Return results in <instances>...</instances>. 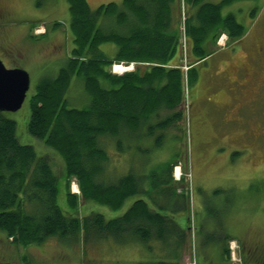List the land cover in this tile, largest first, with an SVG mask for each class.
Returning <instances> with one entry per match:
<instances>
[{
  "label": "trees",
  "instance_id": "1",
  "mask_svg": "<svg viewBox=\"0 0 264 264\" xmlns=\"http://www.w3.org/2000/svg\"><path fill=\"white\" fill-rule=\"evenodd\" d=\"M234 1L239 0H121L91 8L88 0H66L73 45L58 73L41 78L29 97L26 124L30 135L61 158L62 190L50 158L20 142L16 121L0 112V231L13 244H41L49 237L77 242L80 236L84 242L91 229L102 237H170L177 247L185 244L189 226L181 228L168 212L180 209L187 197L164 185L171 184L177 155L139 176L134 153L146 156L144 139L160 132V145L166 130L183 119L184 80L188 85L195 80L196 66L212 54L209 46L223 33L230 41L245 35L234 13L222 14ZM103 42L116 46L114 55L103 52ZM176 52L178 64H171ZM115 63L135 68L113 73ZM73 77L83 81L89 95L83 108L67 102ZM119 156H126V170L112 173V160ZM74 179L79 194L70 190ZM132 197L122 216L110 220L94 211L81 213V202L117 210ZM227 239L221 248L230 260Z\"/></svg>",
  "mask_w": 264,
  "mask_h": 264
},
{
  "label": "rangeland",
  "instance_id": "2",
  "mask_svg": "<svg viewBox=\"0 0 264 264\" xmlns=\"http://www.w3.org/2000/svg\"><path fill=\"white\" fill-rule=\"evenodd\" d=\"M112 1L121 0H88V4L96 8ZM41 2L37 5L36 0H0V59L6 67L18 66L30 74V87L22 106L6 115L16 121L20 142L33 145L38 156L50 158L62 190L61 158L43 141L30 135L26 127L30 117L29 97L36 91L41 78L58 73L73 45L66 0ZM253 11L255 19L251 18ZM227 13H234L245 26V35L230 41L223 34L217 45L209 46L211 52L215 51L213 57L198 63L195 80H190V85L184 80L183 119L166 130L160 145L156 143L160 132L145 138L146 156L139 151L134 153V171L139 176L148 175L156 169L157 163L177 155L171 184L164 185L183 190L187 197L180 209L168 212L181 228L189 226L185 244L177 247L170 237L145 241L129 234L119 236L121 238L102 237L91 229L84 242L81 236L77 242L49 237L41 244L23 246L13 244L0 231V264L264 263V145L258 125L261 116L264 121V81L255 93L259 98L245 104L236 79L213 73L218 61L224 59L234 64L228 70L236 65H249L254 70L264 67V0L234 1L222 7V14ZM100 47L110 57L115 54L116 46L112 43L103 42ZM186 62L183 54L184 74L189 69ZM114 66L110 67L111 71L119 73L114 71ZM124 66L135 68L131 64ZM139 67L145 70L143 65ZM67 99L69 107L83 108L89 103L82 80L72 78ZM112 164L115 166L112 173L124 172L126 156L114 158ZM70 190L75 194L80 192L75 179L70 181ZM135 199L126 200L117 210L92 201L81 202V213L86 216L94 211L110 220L122 216ZM225 237L228 238L230 260L222 253L221 243Z\"/></svg>",
  "mask_w": 264,
  "mask_h": 264
},
{
  "label": "water",
  "instance_id": "3",
  "mask_svg": "<svg viewBox=\"0 0 264 264\" xmlns=\"http://www.w3.org/2000/svg\"><path fill=\"white\" fill-rule=\"evenodd\" d=\"M29 87V72L18 66L8 68L0 59V112L19 110Z\"/></svg>",
  "mask_w": 264,
  "mask_h": 264
},
{
  "label": "flooded vegetation",
  "instance_id": "4",
  "mask_svg": "<svg viewBox=\"0 0 264 264\" xmlns=\"http://www.w3.org/2000/svg\"><path fill=\"white\" fill-rule=\"evenodd\" d=\"M235 69L237 76L236 80L238 81V84H240L238 88L242 90V95L245 98L243 100H245V104L252 103L254 99L258 98L255 93L256 91L259 92V85L262 81H264V67L254 70V68L250 67L249 65H236L234 71ZM213 73L222 76H225L226 74L228 76V72L226 70L219 73L214 71Z\"/></svg>",
  "mask_w": 264,
  "mask_h": 264
},
{
  "label": "crops",
  "instance_id": "5",
  "mask_svg": "<svg viewBox=\"0 0 264 264\" xmlns=\"http://www.w3.org/2000/svg\"><path fill=\"white\" fill-rule=\"evenodd\" d=\"M224 35H225V33H223ZM223 36V35H222ZM215 51H213L212 52V54L214 53ZM211 54V55H212ZM176 56L173 58V59H171V61H170V63L171 64H178V57H179V54H178V52H176V54H175ZM210 55V56H211ZM210 56H208L204 61L206 62V61H208L210 58H212L213 57V55L210 57ZM219 62V65H215V67H214V71H216V72H223V71H227L228 73V76L230 75L233 79H237V76H236V69H235V71H234V68H233V70H228V68L230 67H234V64L229 60V59H224V60H221V61H218ZM199 63H202V62H199ZM260 96V95H259ZM259 96H258V98H259ZM258 98H256V99H258ZM264 112V111H263ZM250 123V122H249ZM252 121H251V125H252ZM258 125H259V127H261V130H262V138L264 139V121H263V118H262V116L260 117V121H259V123H258ZM263 139H262V144L264 145V142H263Z\"/></svg>",
  "mask_w": 264,
  "mask_h": 264
},
{
  "label": "bare ground",
  "instance_id": "6",
  "mask_svg": "<svg viewBox=\"0 0 264 264\" xmlns=\"http://www.w3.org/2000/svg\"><path fill=\"white\" fill-rule=\"evenodd\" d=\"M127 69H130V66L129 67L128 66L125 67L124 65H120V64H115V66H114V71L115 72H119V73L120 72L122 73V72L126 71Z\"/></svg>",
  "mask_w": 264,
  "mask_h": 264
},
{
  "label": "built area",
  "instance_id": "7",
  "mask_svg": "<svg viewBox=\"0 0 264 264\" xmlns=\"http://www.w3.org/2000/svg\"><path fill=\"white\" fill-rule=\"evenodd\" d=\"M182 43H183V48L185 49V43H184V38H183V42H182Z\"/></svg>",
  "mask_w": 264,
  "mask_h": 264
}]
</instances>
